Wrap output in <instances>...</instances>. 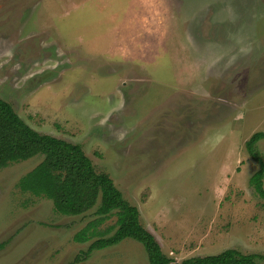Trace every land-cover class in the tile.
<instances>
[{
    "label": "rangeland",
    "instance_id": "rangeland-1",
    "mask_svg": "<svg viewBox=\"0 0 264 264\" xmlns=\"http://www.w3.org/2000/svg\"><path fill=\"white\" fill-rule=\"evenodd\" d=\"M0 97L80 144L169 257L264 254L246 148L264 131V0H0ZM43 159L0 169V264H150L133 238L74 263L117 216L76 241L97 206L61 214L18 186Z\"/></svg>",
    "mask_w": 264,
    "mask_h": 264
},
{
    "label": "trees",
    "instance_id": "trees-1",
    "mask_svg": "<svg viewBox=\"0 0 264 264\" xmlns=\"http://www.w3.org/2000/svg\"><path fill=\"white\" fill-rule=\"evenodd\" d=\"M263 138L264 131L255 132L246 142V148L260 163L250 183L264 199V158L256 147ZM36 155H43L44 159L20 178L21 190L52 199L55 210L65 215H81L97 206L98 217L75 234L76 241L90 240L100 233L99 224L111 215L117 216L113 234L96 238L75 257L74 263L87 260L94 250L133 238L144 246L150 264H264V254L243 253L236 248L188 257L181 262L169 257L155 235L142 225L138 207L124 198L109 174L96 170L80 144L37 131L0 97V169Z\"/></svg>",
    "mask_w": 264,
    "mask_h": 264
}]
</instances>
